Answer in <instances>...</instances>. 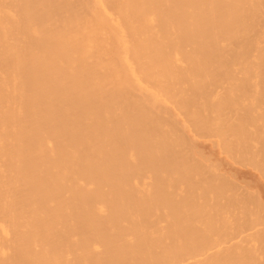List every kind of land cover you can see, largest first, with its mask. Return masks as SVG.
I'll return each instance as SVG.
<instances>
[{
    "label": "bare ground",
    "instance_id": "obj_1",
    "mask_svg": "<svg viewBox=\"0 0 264 264\" xmlns=\"http://www.w3.org/2000/svg\"><path fill=\"white\" fill-rule=\"evenodd\" d=\"M193 133L264 164V0H0V264H264Z\"/></svg>",
    "mask_w": 264,
    "mask_h": 264
},
{
    "label": "rangeland",
    "instance_id": "obj_2",
    "mask_svg": "<svg viewBox=\"0 0 264 264\" xmlns=\"http://www.w3.org/2000/svg\"><path fill=\"white\" fill-rule=\"evenodd\" d=\"M196 135L198 136V134L195 133L192 134L196 142L194 139L193 141L199 146V150L203 155L211 158V160H213L215 163L217 162L218 164H220V166L223 167L225 171H229L233 176L235 175L234 177L238 178L242 182L241 184L243 186H248L250 191L260 194L262 200L264 201V176H262L264 174L263 173L264 170H262V167H260V166L264 167V164L260 165L252 161V163H255L256 165L257 164L260 165L259 167L256 168H254L256 166L254 165L253 166L254 169L251 168L250 165L252 164L250 162L248 164L245 163L244 166H241L239 163L241 161L240 158H238L237 160L235 156L234 158L237 160L236 161L234 158H232L233 156H231L232 158L231 160V158H229L226 154L221 153V151L218 149L216 143L212 140V138L202 134H201L202 137L199 136L197 137ZM211 142L213 143L212 144L213 146L211 145ZM233 160H235L238 164H235ZM243 160L245 161H242V163L246 161H250L248 159L246 160V158H244ZM256 169L259 170L261 169L259 172L262 171V174L260 173L261 174L260 175Z\"/></svg>",
    "mask_w": 264,
    "mask_h": 264
}]
</instances>
